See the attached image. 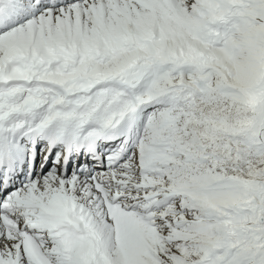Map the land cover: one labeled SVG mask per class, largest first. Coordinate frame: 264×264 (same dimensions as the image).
Returning a JSON list of instances; mask_svg holds the SVG:
<instances>
[{"label":"snow or ice","instance_id":"6c2138e0","mask_svg":"<svg viewBox=\"0 0 264 264\" xmlns=\"http://www.w3.org/2000/svg\"><path fill=\"white\" fill-rule=\"evenodd\" d=\"M0 264H264V0H0Z\"/></svg>","mask_w":264,"mask_h":264}]
</instances>
